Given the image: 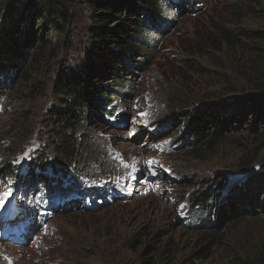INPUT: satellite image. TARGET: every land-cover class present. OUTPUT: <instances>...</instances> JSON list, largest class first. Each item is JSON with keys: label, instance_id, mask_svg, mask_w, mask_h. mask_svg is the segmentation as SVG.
Masks as SVG:
<instances>
[{"label": "rangeland", "instance_id": "1", "mask_svg": "<svg viewBox=\"0 0 264 264\" xmlns=\"http://www.w3.org/2000/svg\"><path fill=\"white\" fill-rule=\"evenodd\" d=\"M162 11L154 29L146 30L143 53L123 73L126 85L112 95L111 113L102 106L90 108V121L77 134L87 133L88 140L71 161L59 157L51 139L58 127L54 110L63 112L70 102L54 79L65 57L71 59L66 72L87 59L77 43L82 29L70 26L65 39L75 46L52 57L47 77L23 79L24 62L5 71L0 66V193L11 190L0 203V264H119L126 248L104 256L129 233L149 230L145 244L164 253L156 257L151 252L139 264H187L191 259L245 264L249 248L264 241V213L236 220L223 211L235 195L233 184L252 174L258 192L244 196L264 212V132L243 128L215 151L194 155L179 137L183 125L178 119L181 111L206 103L201 85L218 82L226 70L215 64L210 55L215 53L205 50L203 58L196 57L206 64L202 74L188 68L191 72L183 76L180 59L189 43L202 42L203 32L221 22L264 30V0H168ZM76 20L81 25L80 17ZM102 85L110 86L111 94L121 88ZM180 88L192 96L190 106L177 104ZM247 150L252 169L234 171ZM32 176L38 179L36 187L26 185ZM42 176H52L56 188L51 193L39 185ZM215 177L224 179L220 192L228 193L222 205L213 207L214 225L208 228L209 215L202 217L193 202L202 181ZM66 192L78 194L79 200L62 202ZM246 206L253 208L252 202ZM22 224L28 229L17 232ZM205 247L210 254L197 258Z\"/></svg>", "mask_w": 264, "mask_h": 264}, {"label": "trees", "instance_id": "2", "mask_svg": "<svg viewBox=\"0 0 264 264\" xmlns=\"http://www.w3.org/2000/svg\"><path fill=\"white\" fill-rule=\"evenodd\" d=\"M167 1L0 0V66L5 71L24 62L27 68L23 72V79L32 76L37 80L42 75L49 76L52 68L47 66L52 57L63 49L69 53L75 46L74 41L65 39L70 26L75 25L76 30L80 27L84 32L77 43L88 52L87 59L66 72L71 59L70 55L65 57L61 66L65 65L59 70L57 79H54L58 92L66 95L70 101L63 112L54 110V123L58 127L54 128L55 134L51 139L62 160L71 161L74 155L77 157L78 148L88 140L85 135L87 133L77 134L80 133V127L90 121L92 106H102L111 113L112 95H119L126 85L128 78L123 73L131 69L133 61L143 53L141 46L148 39L146 30L149 27L154 29V24L163 18L162 6ZM79 17L81 25L76 20ZM213 27L217 30L213 28L203 32L202 42L189 43V47L184 50L185 56L180 59L185 66L183 76L192 70L202 74L206 64L201 65L196 57L203 58L205 50L215 53L210 54L215 58V64L225 65L226 69L220 74L218 82L201 85L204 88L202 92L206 93L203 97L206 103L202 102L195 109H187L179 114L178 119L182 120L183 125L179 137L194 155L215 151L243 128L253 133L264 132L263 126L258 125L264 123V30L228 25L226 22L214 24ZM188 68L191 71L187 72ZM104 82L120 85L121 88L111 94L110 86L102 85ZM180 92L181 94H177V104L190 106L192 96L183 88H180ZM122 95L124 94H120ZM251 153L249 150L245 151V157L240 158L234 171L246 172L252 169L253 162L249 158ZM251 177L252 174L244 175L240 182L233 184L235 195L224 205L225 217L229 215L241 220L264 213L255 210V202L246 197L258 192V187L254 185L256 179H250ZM41 180L39 185L44 184L45 191L49 192L51 189V193L56 188L52 176H42ZM29 181L31 184H26L27 186L36 187L38 184V179L34 176ZM202 185L203 190L194 197V208L201 209L202 213H199L202 217L209 215L205 221L208 228H211L214 225L210 220L213 207H219L224 201L220 192L224 179L206 178ZM249 202H252V210L246 206ZM150 232L151 230L129 233L121 245L116 244L104 259L118 255L119 248H126L119 264L145 262L151 252L160 257L164 253L160 247L145 244V237H149ZM209 254L210 249L205 247L197 258L207 257ZM244 261L245 264H264V241L249 248ZM187 264L197 263L191 259Z\"/></svg>", "mask_w": 264, "mask_h": 264}, {"label": "bare ground", "instance_id": "3", "mask_svg": "<svg viewBox=\"0 0 264 264\" xmlns=\"http://www.w3.org/2000/svg\"><path fill=\"white\" fill-rule=\"evenodd\" d=\"M65 187H67V184H65ZM60 200H62V202L63 201H66V202H70V201H77V200H79V195L78 194H75V193H73V192H66V193H63V195H62V198L60 199ZM60 203V205L61 204H63V203ZM11 218V217H10ZM16 219L18 220V221H23L22 219H21V217H19V216H16ZM23 223V222H22ZM24 224H22L21 226H19V227H17L16 228V230L18 229L19 231H17V232H20V230H23V228H24ZM28 229V226H25V230H27ZM12 234H14L13 232H11ZM24 236V234L21 232L20 233V237H23Z\"/></svg>", "mask_w": 264, "mask_h": 264}, {"label": "snow or ice", "instance_id": "4", "mask_svg": "<svg viewBox=\"0 0 264 264\" xmlns=\"http://www.w3.org/2000/svg\"><path fill=\"white\" fill-rule=\"evenodd\" d=\"M143 115H147V114H143ZM10 194H11V190H9V192L0 193V203H2L4 199L7 198Z\"/></svg>", "mask_w": 264, "mask_h": 264}, {"label": "water", "instance_id": "5", "mask_svg": "<svg viewBox=\"0 0 264 264\" xmlns=\"http://www.w3.org/2000/svg\"><path fill=\"white\" fill-rule=\"evenodd\" d=\"M221 190V189H220ZM226 193H228V192H226L225 190H223L222 192H221V194H226Z\"/></svg>", "mask_w": 264, "mask_h": 264}]
</instances>
